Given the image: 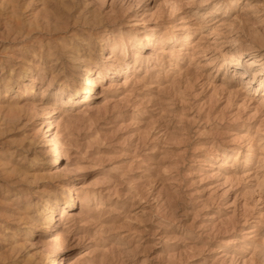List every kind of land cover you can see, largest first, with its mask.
Wrapping results in <instances>:
<instances>
[{
	"label": "rangeland",
	"instance_id": "374dc122",
	"mask_svg": "<svg viewBox=\"0 0 264 264\" xmlns=\"http://www.w3.org/2000/svg\"><path fill=\"white\" fill-rule=\"evenodd\" d=\"M263 71L264 0H0V264H264Z\"/></svg>",
	"mask_w": 264,
	"mask_h": 264
},
{
	"label": "bare ground",
	"instance_id": "6f19581e",
	"mask_svg": "<svg viewBox=\"0 0 264 264\" xmlns=\"http://www.w3.org/2000/svg\"><path fill=\"white\" fill-rule=\"evenodd\" d=\"M249 64H250V65H255L256 63H254V62L251 61ZM96 72H97V77H98V76L100 75V72H98L97 70H96ZM263 72H264V71H263ZM103 75H104V74H103ZM104 76H105V75H104ZM104 76H103V77H104ZM94 80H95V79H94ZM85 83H86L87 87L89 86V87L87 88V92H88V91L90 90V87L93 85L94 82H93L92 79L88 78V79H85ZM87 92H86V93H87ZM85 99H86V98H85ZM56 153H57V152H56ZM57 154H58V153H57Z\"/></svg>",
	"mask_w": 264,
	"mask_h": 264
}]
</instances>
